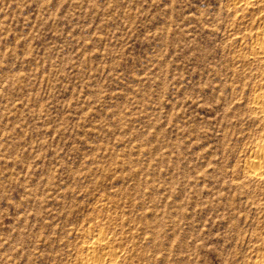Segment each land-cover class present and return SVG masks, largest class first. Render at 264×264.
Wrapping results in <instances>:
<instances>
[{"label": "rangeland", "instance_id": "374dc122", "mask_svg": "<svg viewBox=\"0 0 264 264\" xmlns=\"http://www.w3.org/2000/svg\"><path fill=\"white\" fill-rule=\"evenodd\" d=\"M263 35L264 0H0V264H262Z\"/></svg>", "mask_w": 264, "mask_h": 264}, {"label": "bare ground", "instance_id": "6f19581e", "mask_svg": "<svg viewBox=\"0 0 264 264\" xmlns=\"http://www.w3.org/2000/svg\"><path fill=\"white\" fill-rule=\"evenodd\" d=\"M256 1H261V0H256ZM258 46L259 48L257 49L256 56H258L260 59L264 58V35L258 41ZM255 105H256L257 110H259V113L264 118V93L263 92H261V95L257 97ZM247 167L249 169V172L251 173V176L254 177V179L255 178L264 179V146L257 149L256 153L254 154V157L252 158V160L249 161ZM93 248L95 249V247ZM91 253L92 254L94 253L93 249ZM83 261H82L83 264H103V263H96L93 260L92 256L84 259ZM262 264H264V262Z\"/></svg>", "mask_w": 264, "mask_h": 264}]
</instances>
